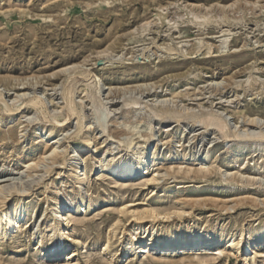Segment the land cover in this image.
Listing matches in <instances>:
<instances>
[{"label": "rangeland", "instance_id": "1", "mask_svg": "<svg viewBox=\"0 0 264 264\" xmlns=\"http://www.w3.org/2000/svg\"><path fill=\"white\" fill-rule=\"evenodd\" d=\"M224 39L228 42L225 51L220 53ZM135 66L138 73L127 77L125 70ZM99 79L105 83L104 91L113 89L110 101L136 99L138 107L142 106L141 114L134 116L136 113L132 112V118L127 113L119 114L116 122L109 124L113 131L122 127L139 130L137 135H128L135 139V146L146 141L147 133L155 134L162 127L163 119L157 120L161 118L152 115L156 113L155 103L176 106L183 113L175 119L161 114L164 121L166 118L165 128L154 135L148 150V156L153 159L155 148L160 149V160L156 161L159 165L154 168L160 169L156 171L161 178L158 185L172 189V196L157 194L152 191L153 185L122 188L113 183V178L102 176L99 169L94 170L92 163L102 151V144L109 142L103 143L106 138L94 131L93 144L90 147L85 144V132L93 130L89 116L84 120L88 127L83 134L66 138L70 136L67 133L71 125L77 123L74 105L78 104L82 110L89 103L85 95L95 90ZM140 84L145 85L138 89ZM0 96L9 105L17 101L18 104L25 101V105L34 103L32 108L22 109L14 116L11 127L0 128V162L3 165L12 161L5 169L8 173L3 174L7 176L2 185L6 190L17 186L20 191L29 192L23 198L16 192L9 197L14 202L25 200L28 216L33 209L34 218L40 215V224L46 215L49 220L51 207L44 200L47 191L59 189L62 184L66 185L63 193L74 196L76 190L72 184L73 169L68 168L63 183L59 179L55 181L63 166L60 160H42L45 147L39 144L37 135L56 125L54 135L61 139V149L72 151L71 156L84 153L82 166L89 178L85 191L94 198L95 204L84 213L86 222H93L74 224L66 230L68 236L77 233L82 237L83 245L70 242L69 250L75 251L72 257L75 264H106L105 260L112 259L119 245L118 235L112 234L110 255L101 252L102 242L113 217L118 215L115 208L126 204L132 205V209H144L152 203L175 206L185 211L184 229L205 227L208 223L221 232L264 223L263 202L232 201L245 196L264 200L263 143L243 146L233 137L229 143H222L224 138L215 130L191 127L200 116L222 107L219 112L229 127L242 136L264 133V0H0ZM147 104L151 107L145 108ZM5 114L6 111L0 110V120ZM251 121L257 122L258 127L250 124ZM185 124L186 133L179 135L180 126ZM22 145H29L28 153L22 154ZM109 146L119 147L112 142ZM209 148L212 154L206 163L209 175L185 179L174 173V166L178 171L177 164L181 161L167 162L168 151L182 158L190 152L203 153ZM25 161L40 163L30 171L23 167ZM15 162L18 164L13 165ZM194 168L201 169L197 165ZM240 173L245 176V183L239 186L230 178ZM249 178H257V183L246 181ZM189 196L200 200L213 198L219 205L191 208L182 202ZM220 201H226V206ZM123 223L120 228L130 224L126 216ZM162 228L161 224L159 235L165 229ZM22 229L18 228L5 245H0L7 252L5 264L12 253L10 246L18 244L22 251L16 256L18 261L21 264L33 261L37 250L35 241L28 237L29 229ZM206 253L216 255L217 251ZM250 257L251 263L255 260L257 264L264 263V254L252 253ZM146 258L147 253L141 250L121 263L118 255H114L113 264H144ZM225 259L222 256L219 263L212 264H242L233 257L231 262Z\"/></svg>", "mask_w": 264, "mask_h": 264}, {"label": "bare ground", "instance_id": "2", "mask_svg": "<svg viewBox=\"0 0 264 264\" xmlns=\"http://www.w3.org/2000/svg\"><path fill=\"white\" fill-rule=\"evenodd\" d=\"M227 40L228 39H224L222 41L219 47L221 50L218 52L222 53L225 51L224 49L228 42ZM114 64H116V62H114L112 65ZM115 67L118 66H113V68ZM70 68H72V66H70ZM137 73L138 66L132 68L128 67L125 70V75L127 77L132 78V76ZM100 83L102 85H100ZM144 85L145 84H140L137 86V88H143ZM104 88L105 83H103L102 79H99L95 90L89 92L88 94L85 93L89 103H85L82 110L78 107V104L74 105V114L77 117V123L75 126L74 124L71 125V128L68 131L69 133H67V135L70 134V136L66 138H71L73 137L72 135L78 136L80 133L84 132V129L88 127L84 124V120H86L89 116V121L93 127V130L90 132H85L86 135L84 142L87 146L90 147L93 144L91 135L94 133V131H97V134H100L103 138H106L103 143L106 144L107 142H112L118 143L119 145V147L117 146L118 150H116L117 148H112L109 146V143L106 145L102 144V151L92 163V168H94V170L99 169L102 176L113 178V183L117 184L119 187L126 188L137 184L150 186L153 185L152 191L156 192L157 194L161 193L163 194L162 196L166 194L172 196V189L166 190V186L158 185L161 183L159 182L161 178L160 173H156V171H160V169L154 168L156 165H159V163H156V161L160 160V149L155 148L153 159L151 156H148V150L153 143V138L155 137L154 135H157V133L161 132L162 127H164V124L166 123V118L164 121V117H162L161 114L167 115V117H171L173 119L174 117H180L183 113L180 114L179 111H177L178 108H174L176 106L172 107L168 104H164L163 102H159L158 104L155 103L154 106L156 113H153L152 115H155V118H161H158L157 120L163 119V122L161 121L162 123H160L162 127H160L155 134L147 133L148 138H145L146 141L140 146H135V139L129 137L128 135H137L140 133L139 130L134 129L132 131V127H129L128 129L123 127L120 129L118 127L119 130L113 131L109 124L110 122H116L115 120L118 118L117 115L119 114L127 113L125 115L131 118L132 112L136 113L133 114L134 116L141 114L140 111L142 110V106L140 108L138 107L139 101L137 102L136 99L124 100L123 102L117 101L118 103L115 101L112 102L109 99L111 97V90L113 89L107 88L104 91ZM17 102H15L13 105H9L3 100V97L0 96V110H2L3 113L6 111L5 118L0 120V128L7 126L11 127L14 116L19 111L22 109L25 110L27 108L30 109L32 106H34L33 102H30L28 105H25V101L22 103L19 101L20 104ZM148 104L145 105V108L146 106L147 108L151 107L148 106ZM219 109H222V107H219L218 110H214V112L210 111L212 112V114L210 113L211 115H202L199 118L196 117L198 119L195 120L191 127H200L202 130H215V133H217L218 136L224 138L222 143H229L230 141L228 140L233 137L236 139L235 141H238L239 143L242 142L243 146L246 145V143L248 144L253 142H261L264 145V133H248L247 135L242 136L243 134H241L238 130L236 131L233 127H229L228 122L225 120L224 116H222V112H219ZM189 112L190 111L188 110V113ZM152 115L150 116L153 117ZM184 121L187 122V120ZM250 124L258 127V123L255 121H251ZM186 127V124L180 126L181 131L179 135L186 133ZM55 129L56 125L47 132H41L37 135L39 144L45 147L43 152L45 156L42 160L44 161L46 158H49L53 161L60 160V164H62L63 169L57 173V178L55 181L59 179L62 180L61 183L65 181L64 177L68 168L71 170L73 169L71 177L73 178L72 184L75 185L76 190L73 193L74 196L68 192L63 193L62 189H64L66 185L62 184V187L59 189L47 191L46 198L44 200L47 202L48 206L51 207V216H49V220H47V215L45 219L42 215L44 220L40 224V215H37V217L34 218L35 210L32 209L31 214L28 216L25 200L20 199L19 201L14 202L9 199L10 195L14 192L20 194V198H23L25 193L28 194L29 192L27 190L20 191V188L17 186H11L8 188L9 190L5 189V186H3L2 183L6 181L4 178L7 175L3 174L6 172L8 173V170L5 171V169L11 165L12 161L9 163L6 161L3 165L1 164L2 162H0V245H5L6 241L9 239V236H14V234L17 233L16 230L18 228H23L22 231L29 229L28 237L31 239L33 237V241H35L34 248L37 249L33 254V261L31 264H75L72 260L73 255H75V251L69 250L71 249L70 242L73 244L81 243L83 245V241L80 239L82 237H80V234L77 233L68 236L66 230L68 227L73 226L74 224L80 225L82 223L86 225V223H91L92 221L89 220L86 222L87 215L84 214L87 213V211L90 210L95 204L94 198H92L91 195L85 191V185L88 184L89 178L88 174L84 172V168L82 166L83 162L85 161L84 153L78 152L77 154L71 156L72 151H69L68 149L62 150L61 147L63 144L61 139H56L57 135H54ZM112 132H115V134H112ZM162 133H164V131ZM1 137L3 136L1 135ZM21 149L22 154H25L28 153L30 147L29 145H22ZM175 153L173 154L168 151L167 162L170 164H175L176 161H181L179 164H177L178 171H176L174 166V173L177 172L178 174H181L183 178L189 179L194 176H206V174L210 172L208 168L206 169V163L210 161L212 155L211 148H209L207 151H204L203 153L190 152L189 154H185L183 157L181 156L182 158L177 157ZM25 162L26 163L23 167L29 168L30 171L35 170L40 163H31L29 161ZM16 163L17 162H15L13 165ZM183 165L186 166L183 167ZM195 165L200 166L201 169L196 170L194 168ZM207 175H209V173ZM244 177L245 176L243 173H240L238 177L234 176L230 178V181L240 186V184L242 185L245 183ZM256 179L257 178H249V180L247 179L246 181L256 184ZM54 183L55 182L53 181L52 184L54 185ZM200 199L190 197L182 199V202L191 208L198 205H219V201L213 198L205 200ZM248 200L258 202L259 204L260 202H263L264 204V200L260 201L258 198L250 196H245L239 199L233 198L232 201L244 203ZM221 202L226 206V201H220V203ZM131 207L132 205L126 204L115 208L118 212V215L113 217V222H111L109 225L110 229H108L109 232H107L106 238L102 242L101 252L108 253L110 255L111 252L109 251L113 246L112 234L114 236L118 235L117 241L119 242V245L115 252H113L114 254L112 255V259L109 258L105 260L106 264H113L114 255H118V262L121 263L124 260L128 261L134 252H141V250L144 253H147V260L144 264H212L219 263L217 261L222 258V256H225L226 262H231V257H233L234 259L240 260L242 264H257L256 260L251 263L252 260L250 255L252 253L264 254V223H260L257 226L249 228H246L245 226H237L230 230L225 229L221 232L219 228L213 227L208 223H206L205 227H190L184 229L182 226L183 222L185 221L183 215L185 211L180 210L175 206L161 207L152 203L149 207H144V209H132ZM123 216H126L130 224L128 227L121 226L120 228V225L124 224ZM161 224L165 229L163 233L159 235V226ZM118 229H120L119 234H117ZM170 229L172 230L170 231ZM97 242L98 241H95L94 243ZM222 243L224 244L223 247L221 245ZM247 244L249 245L245 248ZM18 246H10L12 253L10 259L8 260V264H21L16 257L21 251L19 244ZM208 250H215L217 251V254L207 255L206 252ZM6 253L7 252L4 251V248L0 249V264L7 263V261L4 260ZM100 264L104 263L101 262Z\"/></svg>", "mask_w": 264, "mask_h": 264}]
</instances>
